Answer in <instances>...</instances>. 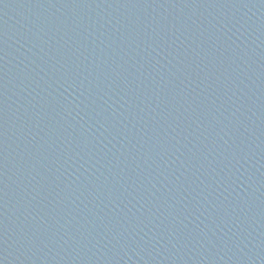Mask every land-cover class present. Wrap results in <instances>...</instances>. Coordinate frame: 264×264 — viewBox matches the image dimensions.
I'll return each instance as SVG.
<instances>
[{
    "label": "water",
    "instance_id": "1",
    "mask_svg": "<svg viewBox=\"0 0 264 264\" xmlns=\"http://www.w3.org/2000/svg\"><path fill=\"white\" fill-rule=\"evenodd\" d=\"M0 264H264V0H0Z\"/></svg>",
    "mask_w": 264,
    "mask_h": 264
}]
</instances>
